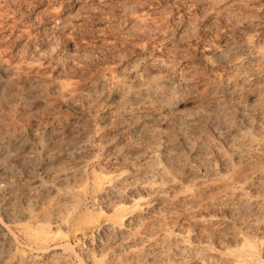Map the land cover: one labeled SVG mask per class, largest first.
Returning a JSON list of instances; mask_svg holds the SVG:
<instances>
[{
	"label": "rangeland",
	"instance_id": "obj_1",
	"mask_svg": "<svg viewBox=\"0 0 264 264\" xmlns=\"http://www.w3.org/2000/svg\"><path fill=\"white\" fill-rule=\"evenodd\" d=\"M244 43L249 44L245 47ZM5 61L17 68L16 82L10 85L11 95L17 98L10 103L1 104L0 137L6 129L28 133L31 130H41L43 125H47L53 127L54 134L56 128L62 125L73 131L83 124L86 129V144L92 146L93 151L88 157L89 172L92 169L90 167L98 168L100 165L104 171H116L118 166H112L105 159L108 158L107 154L114 151L111 143L121 146L128 142L138 144L159 140L161 147L170 144L177 147L184 158L185 166L189 163L190 166L197 164L196 158L194 161V157L188 153L192 148L199 146V150L207 148L215 153L223 152L235 164L237 160L240 162L236 164L238 168L234 165L233 171H241H232L235 173H231L233 180L231 174L219 178L207 177L205 183L208 181L212 186L202 196H210L221 187L223 181L227 190L242 192L244 189L242 193L255 203L260 200L258 203L261 207L257 203L256 207L252 205L248 209L240 207L226 210L225 221L228 220L230 225L226 224L228 227H221L218 231L210 229L209 233L220 236L219 234L227 233L233 226L235 228L232 230L237 229L247 242L253 244V256L244 254L242 264H253L252 260L254 264H258L264 259L263 239L259 240L257 233L254 230V234L251 232V227L250 231L239 224L244 220L252 222L251 219L255 215L259 216L258 214L264 219V187H261L264 186V181L260 180L261 186L259 182L255 188L248 187L250 183L258 180V177L255 181L254 177H250V183H245L248 184L246 187L239 178L243 172L246 174L248 162L240 156L237 159L238 156L235 157L230 152V146H226L224 142L225 131L244 122L253 126H264L263 118L259 116L261 112L264 117L261 111H264V89L256 90L258 92H254V96L247 93L264 85V71L259 67L261 62L264 63V0H0V63ZM139 79L146 81L148 87H156L160 97L146 102L137 103L129 99L125 103H119L117 94L137 87ZM223 79L231 83L230 88L233 91L230 90L231 94L225 98L220 96L217 105L209 106L208 93L217 81ZM57 82L72 84L74 102L79 106L78 109L65 102L53 88V84ZM90 85L95 87L92 92L89 91ZM162 98L170 101V107L162 106ZM131 105L136 106L131 109ZM121 110H132L133 115L147 113L148 118L143 129H128L127 123L118 128L112 126L111 120L120 115ZM154 110L159 116L157 119L151 118ZM147 129L152 130L151 136L143 134ZM251 130L252 128L249 132ZM262 139L260 141L264 142ZM126 157L127 159L124 157L121 161L123 165L124 160L135 159V151H127ZM180 158L176 157L174 160L182 163ZM40 159L41 157L33 163L34 166L32 164L29 169L27 167V170L17 169L16 180L25 183L35 176L40 180L42 178V181L46 180L44 164ZM184 185L186 186L181 184V188ZM254 191L257 193L254 194ZM75 196L78 197L77 191ZM86 199H79L83 218L80 217L85 222L80 220L81 222H75L77 225L73 222L62 229L50 222H43L46 220L44 217H39L42 218L41 222H37L39 218L34 220L36 216H42V211L49 202L35 207L33 213L38 214L34 213L33 219L19 217L22 220H16L17 223L6 221L0 205V224L7 222L3 225L13 244L14 252H11L9 260L12 261L13 256L20 253H35L40 257L45 254L48 245L57 246V252L69 255L67 264H86L82 253L94 244L97 233L102 234L100 228L107 214L106 207L96 209L91 206L96 199L95 193H90ZM89 201H92L91 204ZM158 208L164 210L163 212L166 209L168 227L171 225L178 229H189L184 231L183 237L185 240L188 238L185 242L190 244L189 247L193 246L179 249L180 251L176 249L180 259L190 262L192 259H199V256L209 250L214 254L219 253L215 244L212 246L195 236L198 235V226L189 222V215L184 213L182 205H159ZM88 212L91 216L85 214ZM33 231H37L38 236L43 235L44 239L33 238ZM108 234H102L101 238L106 237L102 240L110 238L112 234ZM89 239L93 241L89 242ZM189 240L191 243L187 242ZM63 242L68 245L65 251L62 247L59 248L65 245ZM70 248L77 253H73ZM78 258L83 259L84 263L78 261ZM244 258L250 259L247 260L248 263Z\"/></svg>",
	"mask_w": 264,
	"mask_h": 264
},
{
	"label": "bare ground",
	"instance_id": "obj_2",
	"mask_svg": "<svg viewBox=\"0 0 264 264\" xmlns=\"http://www.w3.org/2000/svg\"><path fill=\"white\" fill-rule=\"evenodd\" d=\"M248 44L244 43L245 47ZM9 63L6 61L0 63V107L2 103H10L12 100L17 98L15 95H11L10 92V85L16 80L17 68ZM238 66L243 67L241 65ZM238 66L237 68H239ZM259 67L262 71H264V63L261 62ZM223 80L219 82L217 81L215 85H213L212 90H210L208 93L207 98L209 106H213L216 103L218 104V99L220 96H224L225 98L231 94V91H233L231 90L232 88H230L231 83H229L228 80ZM145 82L144 80L139 79L137 87L128 89L126 92L120 91L117 94L116 99L122 104L129 99H133L138 103L151 101L157 97H160L156 87H148ZM53 88L58 91L60 96L64 98L63 100L65 102L67 101L69 104L78 109L79 106L74 102L75 97L72 84L57 82L53 84ZM94 89L95 87L93 85L89 86V91L91 90L92 92ZM262 89H264V85L258 87L257 89L250 90L247 93H250L251 96H254V92H258L256 90ZM262 92H260V94L264 93ZM162 100H164L162 103L163 107H170V101H167L165 98H162ZM135 106L136 105H131V109H133ZM261 111L264 114V111ZM121 112L122 113L120 115H116V117L112 119L113 121L111 120L112 126L118 128L122 127L121 125L127 123L126 125L128 129H134L136 131H141L143 129L144 122L148 118L147 113L133 115L132 110H130V112L121 110ZM216 115H218V113ZM259 116L262 117L264 121V117L261 112L259 113ZM151 118H159L155 110L152 111ZM52 128L53 127L51 126L43 125L41 130H31L28 133L13 132L6 129L4 130V134L0 137V205L3 208L5 218L7 219L6 220L4 218V220L9 222L15 221L17 223L16 220H18L19 217L32 218L34 216L33 214L35 213H33L35 207H39L41 204L49 202V205L46 207V209L42 211V216H36L37 218L34 216V220H37L39 217H44L43 219L46 220L43 222H50L53 224V226L55 225L61 229L62 227L68 226V224H72L73 222L75 225H77L76 223L79 222L82 217V206L80 205L81 203L79 201L86 199L88 196H90V193H95L96 199L93 200L91 206L96 209L101 207L107 208V214L104 210V213L106 214V220L100 228L101 233L103 235L105 233H111L112 235H110V238L108 237L107 239H105L106 237L103 236L105 238L102 240V234L100 235V233H97V235L94 233L97 236V240L94 242V244H90L91 247H87L88 249H86V251L84 250L85 247L82 248V251H85L82 253V258L84 257L83 259L86 264H242L244 254L245 256H253V244L247 242L248 240L243 238L240 233L236 231L237 229L232 230L235 227L232 226V229L229 227L231 230L227 231V233H224L223 235L218 233L220 236L211 235L209 230L211 229L218 231L221 229V227H228L226 224L229 223H227L228 220L225 221L226 216L224 214L226 210L240 207H244L245 209L247 207L248 209V206L252 205H255L256 207L260 200L256 201L257 203L251 201V199L249 200V197L247 198V196L242 193L244 189L241 190L242 192H236L234 188L228 187V189L232 188L234 190H227V184L225 185L226 187H224L223 181L222 183L221 181H217L222 185L220 184L221 187L219 189L217 188V190L210 196H202L212 186L208 184V181L205 183V179L207 177L219 178L230 175L233 172L240 173L241 169L240 171H233V169H235L234 165L238 168L237 165L240 164V162L238 163V160V164L236 163V165L233 160L228 159V157L222 154L223 152L215 153L207 148H201L200 151L198 146V148H192L188 151L189 155L194 157V161L196 158L197 164L190 166V163L188 162L189 164L185 166L184 158L180 154V151L177 149V147L172 146L171 144L161 147L159 140H152L150 142L138 144L128 142L121 146L111 143L110 146L114 148V151L107 154L108 158L105 159H107L108 163L112 166H118L116 171L113 173L112 171H104V168H101L100 165L98 168L90 167L92 169L89 172L87 168L89 160L88 157L89 153L93 151L91 149L92 146L90 147L86 144L85 125L82 124L79 127L77 126L73 131L62 125L56 128L54 134H52ZM251 128L252 132H249ZM152 133L153 132L151 129H147L143 132V134L150 136ZM263 137L264 126H253V124L245 122L239 126L233 127L232 129L226 130L224 133V142L227 144L226 146H230V152H232L234 156L237 155V159H239L240 156V158L243 157L248 162L247 164L249 166V171L246 167V174H244L242 170L243 175H241L242 177L239 178L246 187L248 184L246 185L245 183H250V177H254L253 180L258 177V180L255 179L257 180L256 183H250L248 187L255 188V186L261 182L260 180L264 181V142L260 141ZM129 150L135 151V159L132 161L124 160L125 164L123 165L121 161L124 159V157L127 159L126 152ZM39 157H41L40 162H43L44 164V173L47 175L46 180L42 181V178L40 180L35 176L32 178L30 177L28 182H18V180H16L18 179L16 177L17 169H26L27 167L29 169V167H31L32 164L37 159H39ZM176 157H181L180 159L183 162L178 163L175 161L174 159ZM234 160L236 161V158ZM240 167L241 166H239V168ZM31 175L32 174L30 173V176ZM230 176L231 178L233 177L232 174ZM234 181H236V179H234ZM212 182L214 183V181ZM226 183H228V181ZM181 184H186V186L184 185L182 186L183 188H181ZM260 184H262V182L259 183V186H261ZM75 191H77L78 197L75 196ZM256 193L257 192L254 194ZM80 195L81 197L79 198ZM89 202L91 204L92 201ZM174 204L182 205L184 207V213L189 215V222H192L194 225L198 226V231H196L198 235L195 236L200 238L202 242L211 243V245L215 244L219 248V253L214 254V252L212 253L209 250V252H205L202 256H199V259H192L190 262L184 261L178 257L177 250L180 251L179 249L186 247L190 248L193 246L191 245L189 247L188 245L190 244L187 245L185 242L188 238L185 240L183 237L184 231L189 229L188 227L185 229H178L171 225L169 226L171 228H169L167 225L169 223H167V213L165 215L166 209L165 212H163L164 210L162 211L158 208L159 205H164V207H167V205L170 206ZM260 210L262 211V209ZM237 211H239V209ZM250 211H252V209ZM35 214L37 215L38 213ZM85 214L90 215L89 212ZM258 215L259 216H253L254 219H251L252 222H245V220L240 222L239 220L236 221L241 224L240 226L247 227V230L252 229V231H250L253 234L254 230L257 233L259 240L263 239L264 242V219L261 214ZM85 216L86 215H84V217ZM42 218H39L37 222H41L40 220ZM20 219L22 220V218ZM84 220L85 219L81 220L82 223L85 222ZM3 222L0 224V264H67V257L69 255L66 256L65 253H59L60 251L57 252V246L50 247L48 245L46 246L45 254L40 257L35 255V253H20L17 256H13V258L17 257V259L14 260L12 258V261H10L11 259L9 260V256L12 255L11 252L13 251V244L11 241V236L3 225L7 222ZM15 222H12V224H15ZM26 228H28V226ZM238 229L240 230L241 227H238ZM23 230H25V227ZM9 231L11 232V229ZM36 232L37 231H33V234L35 233L33 238H43L42 234V236H38L36 235ZM60 237H62V235ZM66 237L69 238L68 235ZM93 238L96 239L95 237ZM200 239L197 240L200 241ZM42 240H40V242ZM88 241L90 242L91 240L89 239ZM36 242L39 241L37 240ZM89 242L87 243L89 244ZM187 242L191 243L190 240ZM263 242L261 243L262 245ZM59 244L57 245L60 246L61 244ZM62 244L65 243L63 242ZM25 245L30 247L27 244ZM61 247L64 251L68 249L67 244L62 245L59 248ZM204 248L206 249V247ZM41 249L43 250L44 247ZM70 249L72 250V248ZM68 251H66V253ZM72 251L75 253L74 250ZM191 251L193 252V250ZM199 252L202 254L201 250ZM262 252L264 254V250ZM79 253L81 252L79 251ZM152 256L156 258H153ZM79 258L78 261L80 260L81 263H84L82 261L83 259L81 260ZM244 259L246 260V258ZM263 260H260L261 262L258 264H263ZM251 263L254 264L253 260Z\"/></svg>",
	"mask_w": 264,
	"mask_h": 264
}]
</instances>
